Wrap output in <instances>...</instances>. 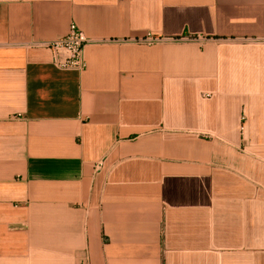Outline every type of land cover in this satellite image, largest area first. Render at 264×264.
<instances>
[{
	"label": "crops",
	"instance_id": "1",
	"mask_svg": "<svg viewBox=\"0 0 264 264\" xmlns=\"http://www.w3.org/2000/svg\"><path fill=\"white\" fill-rule=\"evenodd\" d=\"M105 42L83 70L49 47ZM146 33L206 35L149 45ZM264 0H0V264H264Z\"/></svg>",
	"mask_w": 264,
	"mask_h": 264
},
{
	"label": "built area",
	"instance_id": "2",
	"mask_svg": "<svg viewBox=\"0 0 264 264\" xmlns=\"http://www.w3.org/2000/svg\"><path fill=\"white\" fill-rule=\"evenodd\" d=\"M209 39H214L206 35H180V36H162L153 33H146L141 37L130 39L134 42L146 43L149 45L169 42H198L203 43ZM246 41H264V39L247 38ZM105 42L88 37L74 22L70 24L69 31L58 38L48 41H38V46L49 47L54 53V59L57 66L66 69L83 70L87 63L84 50L88 44Z\"/></svg>",
	"mask_w": 264,
	"mask_h": 264
}]
</instances>
